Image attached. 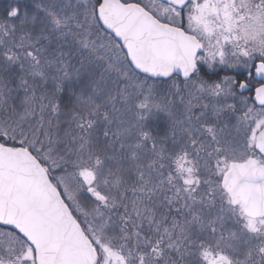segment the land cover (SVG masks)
I'll use <instances>...</instances> for the list:
<instances>
[{"label": "snow or ice", "instance_id": "6c2138e0", "mask_svg": "<svg viewBox=\"0 0 264 264\" xmlns=\"http://www.w3.org/2000/svg\"><path fill=\"white\" fill-rule=\"evenodd\" d=\"M0 264H264V0H0Z\"/></svg>", "mask_w": 264, "mask_h": 264}]
</instances>
